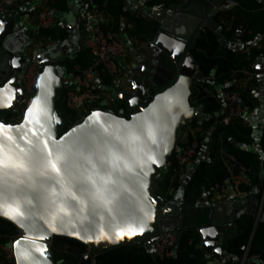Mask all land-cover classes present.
<instances>
[{
	"label": "water",
	"instance_id": "obj_1",
	"mask_svg": "<svg viewBox=\"0 0 264 264\" xmlns=\"http://www.w3.org/2000/svg\"><path fill=\"white\" fill-rule=\"evenodd\" d=\"M223 9L221 0H185L179 11L152 14L153 18L149 17V21L156 19L158 24L154 25L153 37H145L141 41L136 63L129 70L128 83L131 91L118 94L119 99L128 103L127 110L114 112L94 107L68 129H65V121L59 113L57 103L64 86L69 84L66 68L61 62L71 51L73 40L69 38L62 44L57 43L50 49L36 53L35 59L40 66L37 85L40 86L36 85V90L24 107L19 121L0 118L4 125L13 126L9 129V134L21 146L27 147L22 137L26 131L31 137L33 128L31 124H26L24 128L15 126L24 122L26 109L37 95L41 97V101H46L45 106L49 109L41 122L48 131L49 146L52 148L56 147V142L70 146L78 137L90 134H115L123 128L122 122L138 124L145 119L156 129L158 142L152 144L147 140L145 132L143 151L139 153L143 165L138 162L135 168L139 175H133L129 179V174L125 173L123 183L127 191L119 190L120 195L111 214L106 209H101L100 214L96 216H77L73 212L71 216L58 215L53 221L56 207L51 204L45 207L33 201L32 204L23 202L21 205L20 211L23 215L17 217V220L24 224V228H21L16 220L0 215L1 219L23 230L21 237L7 243V247L13 251L15 264H28L22 254L18 256L15 244L17 240L20 241V250L30 252L32 258L40 264H64L55 259L52 247L55 237L76 240L86 246V253L81 255L78 264H96L94 256L98 252L126 244H141L151 249L160 235L169 231L177 234L178 244L187 230L199 235L200 246L208 253L219 255L222 251L221 233L224 228H229L231 222L243 214L256 216L261 199L255 194L250 195L252 202L247 206H243L241 200L228 199L222 208L216 203L205 205L202 203L203 199H199L195 204L184 202V189H180L176 197L168 201L156 194L158 180L176 149L182 130L193 120L202 118L201 108L191 103L195 81L200 80L202 74L190 50L196 47L197 40L205 29L214 30L220 35L222 28L215 22V16ZM15 23L14 18L0 15V88L15 97L12 107L0 108V112H17L25 101V94L19 86V77L28 60L27 50L31 45L25 32L16 30ZM12 89L18 91L13 93ZM94 112L101 114L99 119L107 127V132L99 123L88 120ZM149 155L154 156L157 163H151ZM249 198H246V201ZM10 202L6 200V203ZM123 204L132 209L134 214H123ZM141 207L147 211V215L140 211ZM261 221L264 222V215ZM49 224H53L56 231H52ZM256 225L254 221L247 245L251 244ZM129 227L136 228L137 234L128 232ZM41 236L47 239L41 240ZM33 240L42 248H46V259L35 250ZM152 255L156 258L155 253Z\"/></svg>",
	"mask_w": 264,
	"mask_h": 264
},
{
	"label": "crops",
	"instance_id": "obj_2",
	"mask_svg": "<svg viewBox=\"0 0 264 264\" xmlns=\"http://www.w3.org/2000/svg\"><path fill=\"white\" fill-rule=\"evenodd\" d=\"M184 1L153 0L143 3L140 0H57V25L45 34L47 43L42 50L71 38V51L63 63L71 61L73 66L89 65L93 58L85 40L90 28L102 24L114 31L127 45V52L119 61L126 80L118 85L108 75L101 73L95 84L105 97L97 107L114 112L127 110L128 103L119 99L118 94L131 91L128 83L129 70L136 63L141 41L145 37H153L154 25L158 23L156 19L149 21L148 18L164 11H179ZM234 1L238 6L223 7L225 0H221V7L224 9L215 16V22L222 28L220 35L214 30L205 29L197 40L196 47L190 50L202 74L201 79L195 81L191 103L201 108L202 118L195 119L196 122L185 127L182 132L185 134L190 131L195 134L200 140V148L181 176L175 173L174 161H168L156 189L157 196L164 201L176 197L180 189L185 190L184 202L195 204L203 199L202 203L205 205L216 203L219 208L228 199L241 200L243 206H247L252 202L251 194L261 197L264 182V27L249 21V17L250 13L264 11V0ZM37 6L38 0H15L4 13L6 18L15 19L16 30L25 32L30 45L34 43L37 34ZM214 38L219 46L214 45ZM204 44L208 47L204 48ZM66 76L70 82L67 67ZM229 89H240L243 92V100L249 111L239 123L223 126L219 120L225 112L224 94ZM23 110L24 107L21 106L17 112L2 111L0 118L19 121ZM227 153L246 162L252 172L244 173L226 163L223 155ZM226 177H229L226 192L215 191L214 185ZM246 198L249 200L246 201ZM251 220L254 225L255 217L243 214L233 220L229 228H224L221 233L222 251L219 255L203 249L196 233L199 238L197 247L206 264H239L242 257L229 252V243ZM7 243L1 244V249ZM52 247L55 259L67 264L63 255L68 246H55L52 242ZM6 250L4 257H0V263L15 264L13 251L8 247ZM84 253L86 250L81 255ZM254 261L264 264L263 258Z\"/></svg>",
	"mask_w": 264,
	"mask_h": 264
},
{
	"label": "snow or ice",
	"instance_id": "obj_3",
	"mask_svg": "<svg viewBox=\"0 0 264 264\" xmlns=\"http://www.w3.org/2000/svg\"><path fill=\"white\" fill-rule=\"evenodd\" d=\"M39 86L38 84L37 87ZM16 91L18 90L12 89L13 93ZM14 99V95H8L4 88H0V108L12 107ZM45 104L46 101H41L39 95L35 96L26 109L24 122L15 126L24 128L26 124L32 125V136L29 137L26 131L22 137L27 147L21 146L9 134V129L13 126L0 122V215L8 216L19 223L17 217L23 215L20 211L22 203L32 204L33 201L45 207L54 205L57 211L53 214V221L58 215L71 216L73 212L77 216H96L100 214L101 209H106L111 214L113 205L119 198V190L127 191L123 183L125 173L129 174V179L133 175H139L135 168L138 162L143 165L139 153L143 151L145 132L147 140L156 144V129L146 119L138 124L125 121L122 122L123 128L115 134H90L78 137L70 146L56 142V147L52 148L49 146L48 131L41 122L49 111ZM100 115L94 112L88 120L99 123L107 132V127L99 119ZM148 159L151 163H157L152 155H149ZM6 200L11 202L6 203ZM121 208L125 215L134 214L126 204L121 205ZM140 211L144 212V215L148 214L143 207ZM19 226L24 228L23 223H19ZM49 227L56 231L53 224H49ZM127 231L137 234L134 227H129ZM40 239L47 237L41 236ZM15 244L18 256L22 254L28 264H40L32 258L30 252L20 250L19 240ZM33 244L35 250L45 256L46 248H42L35 240Z\"/></svg>",
	"mask_w": 264,
	"mask_h": 264
},
{
	"label": "built area",
	"instance_id": "obj_4",
	"mask_svg": "<svg viewBox=\"0 0 264 264\" xmlns=\"http://www.w3.org/2000/svg\"><path fill=\"white\" fill-rule=\"evenodd\" d=\"M14 1L15 0H2L0 3V15H4L7 8L14 4ZM140 1L149 3L153 0ZM56 2L57 0H38L37 10L35 11L37 34L34 43L27 50L28 60L19 77V86L25 94L23 107L31 100L36 90L40 73V66L35 59V55L37 52L44 49L47 43L44 38L45 34L53 30L57 25ZM226 6H238V3L234 0H225L223 7ZM85 45L93 61L87 66L76 65L69 84L64 86V97L62 101L65 110L59 111V113L65 121V129L70 128L78 119L88 114L89 111L97 107L104 99V93L98 90L95 84L97 77H99L101 73L108 75L111 80L118 85L123 84L126 80L121 71L119 61L126 54L127 45L114 31L104 27L102 24H96L90 28L89 36L85 40ZM224 103L225 112L219 120V123L223 126L239 123L249 111V107L245 105L243 100V92L240 89L227 90L224 94ZM199 148L200 140L195 134L190 131L185 134L181 132V137L173 153L176 162L174 167L176 175L181 176L184 173L187 164L197 155ZM223 159L226 163L231 164L244 173L252 172L251 167L247 166L232 153L223 155ZM228 181L229 177H226L222 182L215 184L213 189L220 193H225ZM260 199L259 208L255 216V222L257 224L264 215V182ZM22 235L23 230L17 228L15 235L9 242L12 243ZM176 241L177 234L175 232L169 231L162 233L158 241L152 245V252L161 260L173 258L177 253ZM191 243L192 240H189L188 244ZM6 248L7 246H4L2 249L3 253ZM249 249L250 245H247L239 264H245L249 259L258 260L261 258L260 254H254L249 258ZM0 255H2V253ZM95 257L96 256H94V259ZM7 260H9V255Z\"/></svg>",
	"mask_w": 264,
	"mask_h": 264
},
{
	"label": "trees",
	"instance_id": "obj_5",
	"mask_svg": "<svg viewBox=\"0 0 264 264\" xmlns=\"http://www.w3.org/2000/svg\"><path fill=\"white\" fill-rule=\"evenodd\" d=\"M249 21L256 22L260 26L264 27V11H256L250 13ZM204 39V38H202ZM205 40V39H204ZM214 45L219 46L216 38L213 39ZM207 44H204V48H207ZM201 56V55H200ZM204 59V58H203ZM204 61V60H203ZM69 71L73 67L71 61L63 64ZM87 66V65H82ZM58 110L64 111V104L58 103ZM196 120H193L189 125H192ZM230 126V125H229ZM173 160L175 165V159L172 155L170 160ZM169 160V161H170ZM249 166L246 162H244ZM175 167V166H174ZM253 227V220H251L246 227H244L238 235H236L229 243V252H234L238 256L242 257L245 247L247 246ZM15 227L11 222L0 218V257H4V253L1 249V244H6L16 232ZM192 240L191 244L188 241ZM54 245L66 244L68 246L64 257L67 260V264H77L78 257L86 250V246L76 240L65 239L61 237H55L53 239ZM199 238L193 231H184L179 243L177 244L176 256L170 259L161 260L154 258L150 248L141 244H126L113 247L108 250L98 252L95 260L96 264H206L205 258L199 248L197 247ZM264 222H258L254 235L250 244L249 255L250 258L254 254H260L264 259ZM13 264V263H12ZM245 264H258L256 261L249 259Z\"/></svg>",
	"mask_w": 264,
	"mask_h": 264
},
{
	"label": "rangeland",
	"instance_id": "obj_6",
	"mask_svg": "<svg viewBox=\"0 0 264 264\" xmlns=\"http://www.w3.org/2000/svg\"><path fill=\"white\" fill-rule=\"evenodd\" d=\"M63 62H64V60L61 62L62 65L64 64ZM74 67H75V66H73L72 69L70 70V78L73 77V70H74ZM63 97H64V91H63V93H62V95H61V98H60V100H59L58 103H63V101H62ZM58 103H57V104H58ZM98 105H100V104H98ZM57 108H59L58 105H57ZM83 117H84V116H83Z\"/></svg>",
	"mask_w": 264,
	"mask_h": 264
}]
</instances>
